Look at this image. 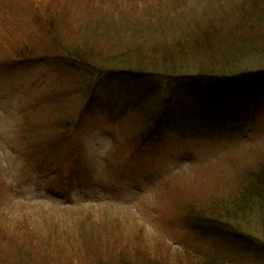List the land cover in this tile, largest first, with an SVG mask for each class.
I'll return each mask as SVG.
<instances>
[{
  "label": "rangeland",
  "instance_id": "374dc122",
  "mask_svg": "<svg viewBox=\"0 0 264 264\" xmlns=\"http://www.w3.org/2000/svg\"><path fill=\"white\" fill-rule=\"evenodd\" d=\"M47 1L33 2L37 8L32 9L25 0H0L9 11V30L28 35L38 54L85 48L115 60L134 51L143 56L152 49L168 52L193 28L226 31L247 0H159L161 6L152 7V0H67L54 27L58 47L38 8ZM9 56L0 43V61ZM55 64L0 70V264L56 259L54 264H192L187 252L203 250L205 241L203 231L180 229L184 208L209 205L213 213L221 212L214 202L227 201L241 182L262 176L264 125L247 139L226 143L181 140L163 123L165 131L155 136L153 148L126 161L118 150L137 136L139 118L114 124L84 114L81 91L90 85L86 70ZM118 86L120 97L103 103L131 105L136 89ZM59 94V105L45 106L46 97ZM110 96L116 95L105 98ZM36 127L76 128L74 137L83 149L73 165L56 147L47 153V146L33 137ZM167 215L175 221L168 223ZM262 219L263 225H242L248 239L264 249ZM254 259L248 255L238 264H264V256Z\"/></svg>",
  "mask_w": 264,
  "mask_h": 264
},
{
  "label": "trees",
  "instance_id": "16d2710c",
  "mask_svg": "<svg viewBox=\"0 0 264 264\" xmlns=\"http://www.w3.org/2000/svg\"><path fill=\"white\" fill-rule=\"evenodd\" d=\"M37 1L25 0V5L35 9L37 6L32 3ZM66 2L67 0H48L38 7L45 14L44 17L48 18L47 21L44 18L43 26L57 47L59 44L54 36V27ZM155 5L161 6V2L152 0L150 6ZM238 9L226 31L216 27L199 30L193 28L190 33L186 32L178 39V46L169 47L168 52L152 49L143 56L134 51V55L132 52L129 58L125 57V53L121 58L124 60L121 61L115 58L103 59L100 53L94 54L85 48H67L64 54H58L57 49L38 54L28 35L19 30H9V27L13 28L6 20L9 11L0 5V43L11 57H7L9 60L4 62L0 61V69L52 61L59 67L64 65L77 69L93 66L97 71L95 81L104 78H108L109 82L127 79L139 87L140 84L158 78L170 80L172 91L165 100L153 93L146 100L140 99L133 103L130 113L142 114L149 121L145 120L141 124L138 139L118 150L119 154L127 155L126 161L131 158L132 151L140 148L144 142L151 143L147 130L150 126L158 130L156 127H159L164 116H170V127L181 138L230 143L236 138L249 136L256 124L258 127L264 125V0H247ZM181 88L185 90L184 96L179 95ZM191 93L198 94L203 100H199L198 104L192 103ZM82 94L85 99L84 112H87L93 104L94 91L83 90ZM62 99L63 97H52L51 103L60 104ZM100 108L104 111L103 117L112 122L118 121L119 115L106 107ZM32 130L35 132L34 139L47 143L50 148L65 135L62 133L50 138L41 127ZM70 131L71 128H68V134ZM135 142L137 144L133 149ZM81 148L79 144H74L72 150H69L67 162L70 165L79 158ZM261 171H264V166L258 172ZM263 173L261 177H250L241 182L236 193L229 196L227 201L214 202L216 207H222L221 212L213 213L209 205H188L189 207L184 208L187 215L180 229H191L194 233L203 231L201 242L205 241L203 250L187 252L186 256L192 264H238L248 255H254L255 261L261 260L264 249L257 242L248 239L251 235H248L242 221L263 225ZM165 218L168 223L175 221L172 216L167 215ZM176 235H179L178 230ZM54 261L49 264H54ZM15 262L8 264H17ZM181 263L186 264L184 260ZM18 264H26V261Z\"/></svg>",
  "mask_w": 264,
  "mask_h": 264
}]
</instances>
